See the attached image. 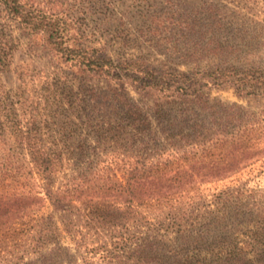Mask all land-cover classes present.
I'll use <instances>...</instances> for the list:
<instances>
[{"label": "rangeland", "instance_id": "1", "mask_svg": "<svg viewBox=\"0 0 264 264\" xmlns=\"http://www.w3.org/2000/svg\"><path fill=\"white\" fill-rule=\"evenodd\" d=\"M37 1L66 20L62 41L19 29L0 10L5 65L0 66V264H91L86 258L116 236L168 223L174 230V222L156 223L147 208L145 218L127 222L113 203L125 170L139 161L166 170L200 164L237 171L200 185L192 195L194 205L182 223L186 226L194 214L205 216L196 230L199 241L185 243L181 259L211 264L222 251L253 252L252 234L264 232V116L259 115L264 114V83L258 81L264 72V0ZM66 48L80 49L84 56L73 58ZM85 56L110 60L112 69L102 71L116 70L119 77L128 66H142L153 78L138 83L130 71L121 87L117 79L86 72ZM226 69L248 85L259 82L258 95L238 96L229 84L216 81L218 71ZM168 78L196 80L193 88H202L214 110L155 106L134 87L173 82ZM136 110L148 128L138 126ZM14 117L21 119L23 132L34 120L36 135L59 155L61 165L53 175L29 166L27 151L13 144ZM182 124V133L168 138L166 132L176 133ZM251 128L257 132L249 133ZM194 129L200 134L195 148L180 141ZM230 140L257 151L226 152ZM231 158L228 164H208ZM45 190L63 194V202L54 207ZM123 256L113 264L136 263L132 249Z\"/></svg>", "mask_w": 264, "mask_h": 264}, {"label": "trees", "instance_id": "2", "mask_svg": "<svg viewBox=\"0 0 264 264\" xmlns=\"http://www.w3.org/2000/svg\"><path fill=\"white\" fill-rule=\"evenodd\" d=\"M0 10L5 13L7 19L12 22L16 27L28 32H41L47 34L48 39H60L62 41L65 32L67 31V22L63 16L55 15V12L51 11V8L44 10L40 7V2L37 0H0ZM55 43V42H54ZM219 49V48H218ZM69 56H84V53L80 49L75 50L72 48H66ZM87 57V58H86ZM71 58V57H69ZM72 58V59H73ZM83 58V57H82ZM86 61H83L86 72L97 74L101 76L104 74L106 78L111 80H118V85L125 87V80L127 79V73L130 71L135 72L138 76L135 81L141 82L145 79L147 82L149 78H153L150 72L140 66L126 67L124 68V75L119 77L114 70L112 73L110 70L102 71L106 66L108 68L113 67L110 60L102 61L97 56H85ZM0 66H4V63L0 59ZM131 66V65H130ZM225 71H218V74L214 77L216 81H222L229 84L238 96L241 95H258V84H246L240 78H232V73ZM172 75L170 76V78ZM205 77H209L206 74ZM167 81H149L147 86L141 87L135 85L134 87L139 91L142 96H148L154 102L155 106L164 105H183L195 104L197 106L214 110L215 107L208 105V100L204 96L201 89L193 88L196 84V80L188 79V81L177 82V80L169 79ZM258 81L264 83V72L258 77ZM207 83V82H206ZM202 84L200 86H206L208 84ZM219 85V84H217ZM141 87V88H140ZM192 89V90H190ZM120 98H123L119 95ZM236 107V106H234ZM137 111V110H136ZM134 112L138 117V126H144V129L148 128L149 123L141 113ZM259 115H263L260 113ZM232 117V116H230ZM21 119L16 120L15 117L12 120V131L15 134L13 144L27 151L28 164L38 172L42 173L46 177L53 175L61 165V158L53 151H50L40 136L36 135L34 126V120L30 125L32 127H26V132H23L20 128ZM28 125V124H27ZM172 126L177 127L178 124L172 122ZM183 124L178 127L177 132H166L168 138H172L173 135H180ZM173 128V129H174ZM33 131V132H32ZM167 131V130H166ZM257 132L256 128H251L248 132L254 134ZM254 132V133H253ZM199 130H193L192 133L183 134L180 136V141L184 143L194 144L193 148L197 147V141H199ZM237 142V141H236ZM235 141L230 140L226 143V152L237 151L244 156L247 154H253L257 150H254L253 146L236 145ZM8 144V142L6 141ZM171 143V142H170ZM173 143V142H172ZM222 145V144H221ZM220 146V145H219ZM252 147V148H251ZM227 148H229L227 150ZM193 150V149H191ZM190 150V151H191ZM13 155L9 156V160L13 159ZM227 157V154H226ZM225 157V158H226ZM220 161H210V165H218L231 163L234 159H223ZM202 164V163H201ZM140 165V166H139ZM237 171L231 168L221 167H204L200 164L191 168H175L165 169L159 168L158 163L154 168L147 166L145 162L139 161L138 164L130 169L125 170L124 175L126 178L124 182L118 185L116 192L114 191V197H118V202H113L117 205L123 214V219L127 222L138 221L145 216L143 210L145 208L153 213V219L156 223L161 220L172 221L175 224L174 230H169L168 227L153 228L147 226L146 229H141L136 232L124 233L114 237V241H111L108 246H101V250L96 251L99 248H92L96 251L94 254L86 258L91 264H113L117 260H123V254L129 249L134 252L135 264H154L155 262L163 261L164 258L172 260L173 264H190V260L182 258L185 243L196 244L199 241V237L196 235L197 226L203 221V214H192L191 221L184 226L182 223L188 216L190 206L194 204V195L198 191V187L202 184L212 182L216 179H227L233 175H236ZM101 190H97L95 193H100L102 199L106 196ZM193 195V196H192ZM100 197V198H101ZM44 198L49 199L51 203L56 207L63 202V194H54L51 190H45ZM228 199V198H227ZM0 198V204H1ZM142 209V212H136V209ZM210 215L211 212H204ZM136 214V215H135ZM226 216L225 213L222 214ZM139 218H137V217ZM213 219V218H212ZM176 221H178L176 223ZM138 227L143 225H137ZM127 232V231H126ZM196 235V236H195ZM252 244L248 252L246 249L236 248L234 250L222 251L211 264H264V247L259 245L264 244V232H254L251 236ZM89 250L90 252L92 251ZM98 256V257H97ZM95 257H97L95 259ZM199 261V260H197ZM199 264H202L199 261Z\"/></svg>", "mask_w": 264, "mask_h": 264}]
</instances>
